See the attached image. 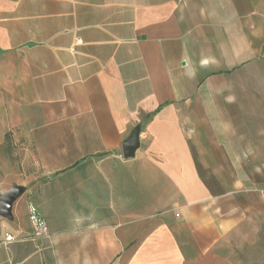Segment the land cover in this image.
Segmentation results:
<instances>
[{"label": "crops", "instance_id": "1", "mask_svg": "<svg viewBox=\"0 0 264 264\" xmlns=\"http://www.w3.org/2000/svg\"><path fill=\"white\" fill-rule=\"evenodd\" d=\"M0 55L48 226L11 213L0 264H264V0H0Z\"/></svg>", "mask_w": 264, "mask_h": 264}, {"label": "rangeland", "instance_id": "2", "mask_svg": "<svg viewBox=\"0 0 264 264\" xmlns=\"http://www.w3.org/2000/svg\"><path fill=\"white\" fill-rule=\"evenodd\" d=\"M6 65L7 59L0 55V194L15 191L11 215L29 203L32 180L39 173L40 122L36 103L23 85L21 72ZM7 219L0 217V225Z\"/></svg>", "mask_w": 264, "mask_h": 264}, {"label": "water", "instance_id": "3", "mask_svg": "<svg viewBox=\"0 0 264 264\" xmlns=\"http://www.w3.org/2000/svg\"><path fill=\"white\" fill-rule=\"evenodd\" d=\"M139 125L135 126L130 135L122 143L123 156L128 158L134 155L139 147L138 141ZM16 193L13 190L0 194V217H10V205Z\"/></svg>", "mask_w": 264, "mask_h": 264}, {"label": "built area", "instance_id": "4", "mask_svg": "<svg viewBox=\"0 0 264 264\" xmlns=\"http://www.w3.org/2000/svg\"><path fill=\"white\" fill-rule=\"evenodd\" d=\"M76 44H81L82 41L80 38H76ZM27 215L28 220L33 228V231L36 236H42L48 234V226L46 224V221L36 208V206L33 203H28L27 205ZM12 236L7 235L5 237V240H11Z\"/></svg>", "mask_w": 264, "mask_h": 264}]
</instances>
